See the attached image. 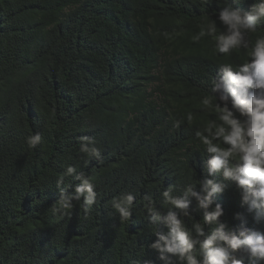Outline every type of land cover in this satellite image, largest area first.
I'll use <instances>...</instances> for the list:
<instances>
[{
    "label": "trees",
    "instance_id": "16d2710c",
    "mask_svg": "<svg viewBox=\"0 0 264 264\" xmlns=\"http://www.w3.org/2000/svg\"><path fill=\"white\" fill-rule=\"evenodd\" d=\"M222 7L224 0H0V264H163L149 247L157 237L144 197L166 214L167 187L179 195L205 178L194 133L215 113L202 99L222 63L248 59L244 50L216 53L209 37L193 42ZM217 28L224 30L218 20ZM262 35L264 24L250 38ZM37 132L42 142L29 148ZM82 137L96 141L101 160L80 153ZM69 165L92 177L99 195L91 210L81 201L62 218L51 206ZM77 183L68 177L63 187ZM124 192L136 196L128 221L110 203ZM215 201L222 222L236 227L242 213L264 233L234 184ZM195 208L193 200L199 221Z\"/></svg>",
    "mask_w": 264,
    "mask_h": 264
},
{
    "label": "clouds",
    "instance_id": "9594fccd",
    "mask_svg": "<svg viewBox=\"0 0 264 264\" xmlns=\"http://www.w3.org/2000/svg\"><path fill=\"white\" fill-rule=\"evenodd\" d=\"M241 2L224 0L216 19L210 18L192 37L193 42L211 38L216 53L225 57L240 50L248 57L236 65L222 63L211 79L209 93L202 99L204 109L215 113V118L194 133L207 157L203 161L206 176L186 184L179 195L174 194L175 185L167 187L161 194V207L166 208V214L158 210L150 196L144 197L149 224L157 237L149 247L158 253L157 258L163 264H173V260L176 264H245L246 260L264 264V233L247 227L242 213L235 214V219L241 221L236 227L222 222L224 210L215 201L218 194L225 193L234 184L241 207L254 222H264V35L254 41L250 38L264 24V0H254L248 11L233 7L234 3ZM217 20L223 31L218 30ZM185 119L191 125L193 114L187 113ZM181 123L176 121L173 127L179 128ZM41 142L39 132L26 138V144L32 149ZM79 151L90 159H102L101 149L90 137L81 138ZM216 176L220 179L209 178ZM68 177H75L78 183L63 187ZM57 189L60 197L51 211L62 218L70 216L76 203L81 201L86 211L91 210L99 195L93 178L77 174L71 165L59 174ZM135 200L132 192L113 197L110 203L121 221L131 219ZM193 200L194 211L202 214L199 221L190 211ZM160 224L166 232L158 230Z\"/></svg>",
    "mask_w": 264,
    "mask_h": 264
}]
</instances>
